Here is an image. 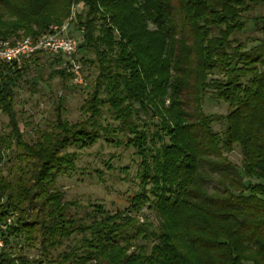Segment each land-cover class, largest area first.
Listing matches in <instances>:
<instances>
[{
  "label": "trees",
  "instance_id": "1",
  "mask_svg": "<svg viewBox=\"0 0 264 264\" xmlns=\"http://www.w3.org/2000/svg\"><path fill=\"white\" fill-rule=\"evenodd\" d=\"M80 3L76 58L98 70L85 123L60 109L25 143L14 101L45 52L0 61V117L11 130L0 132V264H264V15L252 18L261 44L248 49L234 37L264 0H0V38L24 30L37 39ZM207 95L227 102V114L206 113ZM105 113L131 134L139 189L123 210L77 216L56 178L76 165L68 148L108 132ZM13 139L18 163L5 175ZM237 146L241 168L228 157ZM20 244L39 245L40 256L16 253Z\"/></svg>",
  "mask_w": 264,
  "mask_h": 264
},
{
  "label": "rangeland",
  "instance_id": "2",
  "mask_svg": "<svg viewBox=\"0 0 264 264\" xmlns=\"http://www.w3.org/2000/svg\"><path fill=\"white\" fill-rule=\"evenodd\" d=\"M82 7L81 3L76 7L73 6L72 15L61 20L60 23H53L49 31L53 27L60 28L68 25L69 34L81 40L82 35L75 28L76 20L74 21L73 15ZM259 15H264V4L255 7L245 15L249 20L246 29L234 35L239 41L245 43L248 49L261 44L262 34L256 30L252 20L253 17ZM33 29L35 30L34 27ZM31 34L19 30L17 35L10 39L32 37ZM40 57L39 66L31 67L18 86L14 101V110L23 133V141L30 145L38 141L41 130L53 121L60 109L63 116L71 123H85L89 119L91 114L88 115L82 108L92 89L93 80L98 74L94 66H82L83 81L76 83L72 77L67 78L56 72V64L50 65L48 60L50 56L47 53H40ZM80 57V54H77V58ZM34 81L36 85L33 84ZM204 111L208 114H227L229 104L207 95ZM8 122V116L2 114L0 117L2 134L9 135L11 130ZM100 122L103 127H109L108 132L101 128L97 141L86 147L68 148V151L77 154L76 165L68 173H62L56 178V189L63 193V200L68 202V205L71 204L70 212L77 216H85L87 212H92L98 206L112 213L123 210L128 206L131 196L139 189L137 173L140 160L135 147L128 145V138L131 134L116 131L118 123L111 118L109 113H105L100 118ZM223 126L222 123L214 124V128L218 131ZM113 128L115 130L111 131ZM11 143L13 148L6 152V161L2 167L5 175L9 172L14 173L16 163H18L15 155V151H19V147H15L17 141L13 139ZM228 157L232 165L241 168L243 156L238 146L228 154ZM215 185H217L216 180L208 182L210 188ZM144 213L149 219L155 221L153 213L146 210ZM18 215L19 212L16 211L14 216ZM71 243H73L71 240L68 241L59 248V251ZM20 247L21 244L15 248L16 253L25 255L29 259L40 256L39 245L29 247L23 244L22 249Z\"/></svg>",
  "mask_w": 264,
  "mask_h": 264
},
{
  "label": "built area",
  "instance_id": "3",
  "mask_svg": "<svg viewBox=\"0 0 264 264\" xmlns=\"http://www.w3.org/2000/svg\"><path fill=\"white\" fill-rule=\"evenodd\" d=\"M79 44V39L69 34L68 25L60 28L53 27L37 39L30 36L14 39L0 38V61H21L43 51L53 58L60 59L56 64V69L66 70L72 74L74 82H82V65L76 58ZM2 247L3 240L0 239V250Z\"/></svg>",
  "mask_w": 264,
  "mask_h": 264
}]
</instances>
